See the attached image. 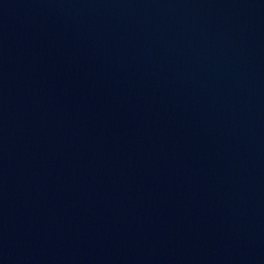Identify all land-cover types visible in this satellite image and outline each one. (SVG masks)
<instances>
[{
	"label": "water",
	"instance_id": "1",
	"mask_svg": "<svg viewBox=\"0 0 264 264\" xmlns=\"http://www.w3.org/2000/svg\"><path fill=\"white\" fill-rule=\"evenodd\" d=\"M0 264H264V0H0Z\"/></svg>",
	"mask_w": 264,
	"mask_h": 264
}]
</instances>
